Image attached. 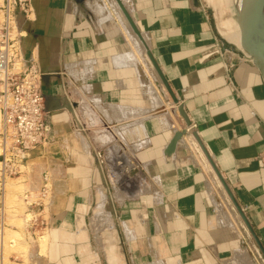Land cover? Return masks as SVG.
I'll use <instances>...</instances> for the list:
<instances>
[{"label":"crops","instance_id":"crops-1","mask_svg":"<svg viewBox=\"0 0 264 264\" xmlns=\"http://www.w3.org/2000/svg\"><path fill=\"white\" fill-rule=\"evenodd\" d=\"M90 1L29 0L26 16L16 14L24 54L43 72L51 125L23 172L38 183L48 171L64 186L47 204L39 264H231L235 252L247 256V244L256 250L230 201L217 202L234 228L218 217L215 174L184 143L193 133L264 248V84L238 30L222 33L208 0H120L192 126L167 156L174 134L188 127L161 91L167 114L153 115L151 90L145 97L135 67L122 62L128 46L120 30L99 23ZM129 115L144 131L131 145L142 181L126 201L109 200L94 228L108 197L94 153L118 139L117 120Z\"/></svg>","mask_w":264,"mask_h":264},{"label":"rangeland","instance_id":"rangeland-1","mask_svg":"<svg viewBox=\"0 0 264 264\" xmlns=\"http://www.w3.org/2000/svg\"><path fill=\"white\" fill-rule=\"evenodd\" d=\"M110 1H111V3H110ZM208 1H210L212 3L211 5H212L213 8L210 10V12L213 15L215 14V18H216V22H217L218 29L222 33L223 32H227V31H230V30H238V25H237L236 21L233 20V19H231L232 15H234V11H232V10L229 9L230 8V1L231 0H226V7L229 9V11H228L229 13L226 12V11H225L226 13H223V12H220L219 11V9H218V2L220 0H208ZM112 3H113L112 0H93V2L91 4H92L93 12H95L96 16L98 15L96 12H98V13H102L101 14L102 17H103V15H104V17H106V15H105L104 12H102V11L99 12L98 10H104L108 14L107 15V18H105V19L104 18H100V19H104L105 21L98 20L99 23L102 22L103 24H106L107 23V24H114L115 26H117V28L121 32V36L124 38V41L127 42L126 44L128 46V48H127V51L128 52H126L123 57H125V56L127 57L126 54L128 53L127 60L129 62L124 58V61H123L124 64L126 62L128 63V64L126 63V65H131L132 66L134 64L135 71H136V74H137L139 80L148 81L150 79V82L148 81L149 86H147V88H149L151 91L154 90L153 93L152 92L151 93H152V97L156 96V97H154L155 100L158 97V99L156 101H159V100L162 101V98L159 99V97H161L160 91L163 92V94L166 93L168 95V93L166 92L165 88L161 84L160 79L159 78L157 79V76H154V75H157V73L155 72L154 68H152L153 66H152L151 62H149L150 60L148 59V57L146 55V50H145L144 46L141 44V42L139 40L138 41L136 40V39H138V38H135L137 36L131 30H129L128 27H126V26L124 27V23L122 22V17H121V20H120L119 17H117L118 12L116 13V10L114 9V5H112ZM101 5H103L102 6L103 8L105 6V9L106 10L103 9V8L101 9ZM98 16L100 17V14ZM99 17L97 19H99ZM106 19L108 21H110V23H108V21ZM109 19H112V22ZM114 19L115 20L118 19L119 22L118 21H114ZM123 27L125 28V30L127 32L125 31V33H124L123 31H121L123 29ZM125 35L127 36V38H126ZM133 36H134V39L131 40V38H133ZM128 38H130V39L128 40ZM129 41H131V42H129ZM134 41L136 43H134ZM131 44H135V45L132 46ZM238 44L240 45L239 38H238ZM136 45H138L137 46L138 49H140V47L142 46L141 47V50H138L136 48ZM143 48H144L145 51L143 50ZM136 49L139 52H137ZM129 51H130V53H129ZM130 54H131V56H130ZM129 56H130V59H129ZM131 57H133V59L134 58L135 59L133 60ZM145 58H146V60H145ZM137 59L139 60V62H138ZM141 60L143 62L145 60L144 64H143V62ZM129 63H131V64H129ZM139 63L143 64V67L144 68L141 67L142 65L139 64ZM149 65H150V67H148ZM144 69H146V70H144ZM150 70L151 71L153 70V71L151 72ZM145 71L147 73L148 72L149 73L151 72V73L150 74L148 73V75H147V73ZM143 74L144 75L146 74L150 78L147 77V76H144ZM142 77L144 79H142ZM145 77H147L149 79H145ZM142 85L144 86V84H142ZM77 88H78V86H75L74 87V89H77ZM161 104H164L165 107H167L166 104L162 101L159 104L161 107L158 106V108H159V110L161 112L158 111L157 114L155 112L153 115L160 116V117L166 116L165 114H167V113H165V112L162 113V109H160V108H163V109H166V108L164 107V105L162 107ZM170 105H172V103H170ZM158 108L156 107L155 109H158ZM126 118L127 117L118 118V121H117L118 129L121 131V132H119L118 137H117V134H116V128H115L116 126L113 124V127H111V129L113 130V133H114V137L115 138L117 137L118 139L116 141L113 140V141L109 142L108 144H110V145L106 146L102 150L99 149V150H97L94 153V156H96L97 152H100L102 158L105 159L104 164L99 165L97 163V165L99 167L101 166L102 172L106 175V180H107V182L105 184L106 185V193H107L108 198L110 200V204L112 202L115 205L116 204L119 205L120 202L126 201L127 198L129 199V197L131 195H133L138 190V187H140V183L142 181V171H141V167L138 164V161H137V159L135 157V153H136L135 150L136 149H135V147H132L131 148V145L134 144V139H135L134 136H136V134H137V128H138L137 127V124L134 123V121L136 120V115H135V117H133V120H131L132 119L131 118V115H129V118L130 119L127 118L130 121V124L129 125H124L125 123H127ZM141 118L142 117H139L137 119L138 120H141ZM120 124H123L124 126L123 125L121 126ZM121 137H122V139H121ZM106 141L108 142V140H104L105 143H106ZM180 141L182 142V140H180ZM190 141H191V143H190ZM184 143L189 148L193 149L196 153L198 152L201 161L203 159L204 162H205V165L204 166H207L208 169H210L209 166H208V163L206 161V158H205L204 154L202 153V151H201L200 147L198 146V144H196L195 140L191 136H188L187 138H185ZM112 147L113 148L114 147L117 148V152L114 151L116 155L115 156H112V158H114V162L115 163H117L118 161L122 160V156L124 155V157L128 158L130 164L129 165H125V166L124 165H117L114 168L109 169V165L110 166H114V164L111 165L109 163V162H112V159H110V161H109V157L111 156L109 149L112 148ZM94 158L95 157H93V159ZM95 160H96V158H95ZM124 171H126V172H124ZM46 173H48V171H44L43 173L38 174V176H39V179L38 180H40V177L42 179V177ZM213 178H214V182H213V184H210V192H211L212 202L214 203V206L216 204L215 208H216V212L218 214V217L222 220L221 222H223V224H225V225H232L230 223L229 219H228V215L225 213L224 207L221 205V204H227L226 201L227 200L229 201V199H228L226 193L224 192V190L222 189V186H221L220 182L218 181L217 177L213 176ZM49 180H50L49 181V185H48V191L49 192H48V195H47V199H45L43 201H39L38 200V193H39V191L41 189L42 182H38L37 183V181H34V179H32V178L31 179H29L28 177L26 178V173H24V172H21L20 174H18V176L12 177V178H10L7 181L5 179V181L3 182V184H0V187L2 188V189L0 188V210L2 212V213L0 212V231H1V229H7L5 231H8V233L7 232H5V233L3 232L2 233L3 236H5L4 237V240L2 239L4 241V244L2 245L3 248L0 247L1 248L0 249V253H1L0 254V259L2 257L1 255H3V257H4V258H2V261H3L2 264H39V260H37V258L46 255V244L48 243V231H43V230H41V228L42 227H45V224H42V223H45V219H47V213H48V210H49L47 208V204H48V201H49V198H50L51 194H53L55 192L56 193L63 192V190H64V186H63L62 183H60V184H54V183H52V178H50ZM9 181H10V183L12 182L15 186H18L16 188L17 190L15 189V187H11V184L12 183L9 184ZM6 185H7V187H6ZM113 185H115V186H113ZM49 186L52 187V188H50ZM214 186H218V187L216 188ZM214 188L217 189L216 190L217 191V193H216L217 194L216 195L217 198H215L214 195H213V193H212ZM116 190H117V192H116ZM26 195H28V198L27 199L25 198ZM2 197L3 198L5 197L3 199L5 203L2 204V208H1V198ZM7 198H9V199H7ZM23 199L24 200H27V201H23ZM217 201H219V202L221 201V204L218 203ZM25 202L26 203L27 202H30V203H35V204H39L40 203V204L37 205V206L32 205L28 209L27 207H25L26 206L24 204ZM3 205L5 207H3ZM25 208H27V210ZM219 213H220V215H219ZM23 214H30L29 219H31V220H29V222L27 221V223H26L25 222V219H24L25 216ZM93 221L94 220H92L93 227L95 228V225H94V222ZM231 227L234 228L233 225ZM12 231L16 232V235L17 236L12 235L11 234ZM246 232H247V230H246ZM235 233H237V231ZM0 236H1V234H0ZM10 237H11V239H10ZM13 237H15V238H13ZM42 237H45L44 238L45 240L42 239ZM14 239H15V241H14ZM16 239H17V241H16ZM41 244H43V245H41ZM245 247H246L245 252H247L248 250L250 251V252H247V256L244 255V254H242L245 257V259H246V261H244L245 263H247V264H264V260H263L262 256L260 255L258 249H256V252L258 253V255L261 258L258 257V255L255 252V249L250 244H247ZM234 255L235 256H233V259L234 258L240 259V257L242 259V255L238 251L235 252ZM244 257H243V260H245ZM233 259L231 261V264H235L238 261V260L236 261L235 259L234 260ZM241 259H240V261L237 262V264L239 262H240V264L241 263L245 264L244 262H241Z\"/></svg>","mask_w":264,"mask_h":264},{"label":"built area","instance_id":"built-area-1","mask_svg":"<svg viewBox=\"0 0 264 264\" xmlns=\"http://www.w3.org/2000/svg\"><path fill=\"white\" fill-rule=\"evenodd\" d=\"M28 12L29 0H1L0 184L6 178L18 176L30 154L40 148L51 134L50 111L42 89L43 72L25 56L21 43L25 31L18 30L16 14L26 16ZM191 129L190 125L186 133ZM95 158L99 165L104 164L105 159L100 152ZM43 179L39 201L45 200L49 192L46 174ZM39 204L29 202L27 208Z\"/></svg>","mask_w":264,"mask_h":264},{"label":"water","instance_id":"water-1","mask_svg":"<svg viewBox=\"0 0 264 264\" xmlns=\"http://www.w3.org/2000/svg\"><path fill=\"white\" fill-rule=\"evenodd\" d=\"M77 3H83L86 0H74ZM118 6L120 7L124 17L126 18L128 24L130 25L133 32L141 38V34L139 30L137 29L136 25L132 21L129 14L126 12L124 7L122 6L121 2L119 0H116ZM236 21L239 27V33H240V47L241 51L248 56L253 66L257 69L259 72L261 79L264 84V0H239V8L236 10L235 13ZM147 56L153 65L154 69L158 73L160 80L162 81V84L164 85L166 91L170 95V98L172 101L178 105V113L179 116L184 121L185 125L188 127L190 124L188 120L186 119L183 111L182 106L178 104V101L174 97L173 93L171 92L165 78L162 75V72L160 68L158 67V64L156 63L154 57L150 53V51L147 52ZM48 110L50 111V108L48 106V103L46 104ZM186 135V131L182 130L179 132H176L169 142L168 146L166 147L165 154L171 155L178 143V141ZM193 138L195 139L196 143L200 147L201 151L203 152L204 156L206 157L209 165L211 166L212 170L214 171L215 175L217 176L222 188L224 189L226 195L228 196L230 203L232 204L234 210L240 217L243 225L245 226L248 234L252 238L256 248L258 249L259 253L261 254L263 260H264V248L261 245L260 241L258 240L256 234L254 233L251 225L249 224L247 218L245 217L242 209L237 204L236 200L234 199L232 193L230 192L228 186L222 179L221 175L219 174L218 170L216 169L215 165L213 164L212 160L209 158L206 150L202 146L198 136L196 133L192 134Z\"/></svg>","mask_w":264,"mask_h":264},{"label":"bare ground","instance_id":"bare-ground-1","mask_svg":"<svg viewBox=\"0 0 264 264\" xmlns=\"http://www.w3.org/2000/svg\"><path fill=\"white\" fill-rule=\"evenodd\" d=\"M113 1V3H112V5H114V9L116 10V13L118 12V15H117V17H119L120 18V20H121V17H122V22L124 23V27L126 26V27H128V29L129 30H131L132 32H133V30L131 29V27H130V25L128 24V22H127V20H126V18L124 17V15H123V13H122V11H121V9H120V7L118 6V4H117V2H116V0H112ZM120 1V0H119ZM93 2V0H91L90 2H88V3H86V8L89 10V7H88V5H90L91 3ZM121 2V1H120ZM110 3H111V1H110ZM0 4H1V0H0ZM105 4V3H104ZM122 4V3H121ZM103 5H101V9L103 8L102 7ZM111 6V5H110ZM122 6L124 7V9L126 10V12L129 14V7L127 6V4L125 3L124 5L122 4ZM113 7V6H112ZM239 8V0H231L230 1V10H232V11H234V17H235V13H236V10ZM103 9H105V6H104V8ZM218 9H219V11L220 12H223V13H226V12H228L229 11V9L226 7V0H220L219 2H218ZM228 9V10H227ZM98 10V9H97ZM106 10V9H105ZM114 10V11H115ZM90 11V10H89ZM99 12L100 11H102V12H104L105 13V15H106V17H104V15H103V17L101 16V14L102 13H98V12H96L98 15L100 14V17H99V19L98 20H103V21H105L104 19L105 18H107V13L104 11V10H98ZM226 11V12H225ZM229 13V12H228ZM110 15V14H109ZM120 15V16H119ZM96 16V17H97ZM116 16V15H115ZM130 16V15H129ZM97 17V18H98ZM116 17V18H117ZM100 18H104V19H100ZM110 18V17H109ZM112 18V17H111ZM113 19V18H112ZM112 19H109V20H111V22H112ZM107 20V19H106ZM108 21V20H107ZM114 21H118L119 22V20L118 19H114ZM235 21H236V17H235ZM121 22V23H122ZM102 23V22H101ZM106 23V22H105ZM108 23H110V21H108ZM122 23V24H123ZM236 23H237V21H236ZM103 24V23H102ZM107 24V23H106ZM121 24V25H122ZM126 24V25H125ZM114 25V24H113ZM117 25V24H116ZM238 25V24H237ZM117 27V26H116ZM123 27V29L121 30V31H123L124 33H125V28ZM122 28V27H121ZM127 29V28H126ZM127 29V30H128ZM122 32V33H123ZM127 32V31H126ZM238 32H239V27H238ZM121 33V32H120ZM134 33V32H133ZM132 33V34H133ZM135 34V33H134ZM141 34V33H140ZM124 35V34H123ZM127 35V34H126ZM125 35V36H126ZM136 35V34H135ZM132 36V35H131ZM130 36V37H131ZM137 36V35H136ZM129 37V36H128ZM123 38V37H122ZM126 38H127V36H126ZM135 38H138V39H136L137 41L139 40L140 42H141V44L144 46V48H145V50H146V55H147V52L149 51V50H147L148 49V46H147V44H146V41H145V39L141 36V38H139L138 36L137 37H135ZM130 38H128V40H129ZM132 39H134V36H133V38H131V40ZM123 40H124V38H123ZM126 40V39H125ZM127 41V40H126ZM125 42V41H124ZM129 42H131V41H129ZM239 42H240V33H239ZM125 43H127V42H125ZM134 43H136L135 41H134ZM140 44V43H139ZM132 46L133 45H135V44H131ZM138 45H136V48L138 49V47H137ZM142 47V46H141ZM141 47H140V49H138V50H141ZM144 48H143V50H144ZM137 49H136V51H137ZM144 50V51H145ZM242 50V49H241ZM131 51V50H130ZM130 51H129V53H130ZM132 52V51H131ZM137 52H139V51H137ZM133 53V52H132ZM123 55V54H122ZM125 55V54H124ZM123 55V56H124ZM127 55V57L125 56V57H123V61H124V58L127 60V58H128V53L126 54ZM134 55V54H133ZM132 55V56H133ZM130 56H131V54H130ZM130 56H129V59H130ZM143 56V55H142ZM246 57H247V59L248 60H250L249 58H248V56L247 55H245ZM134 57V56H133ZM133 57H131L132 59H133ZM148 57V56H147ZM144 58V57H143ZM135 59V58H134ZM133 59V60H134ZM149 59V58H148ZM125 60V61H126ZM138 60V59H137ZM143 60V59H142ZM141 60V61H142ZM145 60H146V58H145ZM145 60H144V62H145ZM122 61V62H123ZM128 61V60H127ZM140 61V62H141ZM149 61V60H148ZM129 62V61H128ZM136 62V61H135ZM138 62H139V60H138ZM143 62V61H142ZM144 62H143V64H144ZM150 62V61H149ZM127 63V62H126ZM125 63V64H126ZM132 63V62H131ZM131 63H129V64H131ZM137 63V62H136ZM128 64V63H127ZM139 64H141V63H139ZM143 64H141L142 66L141 67H143ZM150 64V63H149ZM151 65V64H150ZM150 65L148 66V67H150ZM132 66H134V64L132 65ZM153 66V65H152ZM146 67V66H145ZM144 68V67H143ZM152 68H154V67H152ZM142 69V68H141ZM143 70V69H142ZM141 70V71H142ZM144 70H146V69H144ZM148 70V69H147ZM155 70V69H154ZM151 71V70H150ZM153 71V70H152ZM151 71V72H152ZM146 72V71H145ZM150 72V73H151ZM155 72H156V70H155ZM141 73V72H140ZM147 73V72H146ZM149 73V72H148ZM148 73H147V75H148ZM149 73V74H150ZM157 73V72H156ZM144 75V74H143ZM146 74L144 75V76H147ZM151 76V75H150ZM154 76H157V79L159 78L160 79V77H159V75H158V73H157V75H154ZM147 77H149V76H147ZM147 77H145V79H149V78H147ZM152 77V76H151ZM153 78V77H152ZM141 79V78H140ZM142 79H144L143 77H142ZM155 79V78H154ZM149 82H150V79L148 80ZM148 81H145V80H141V83L142 84H144V88H143V93H144V95H145V97L146 96H148V94H147V91L149 90V88H147V86H149V84H148ZM155 81V80H154ZM160 82H161V84H162V81L160 80ZM158 84V83H157ZM141 85V84H140ZM163 85V84H162ZM163 87H164V85H163ZM165 88V87H164ZM158 89V88H157ZM166 90V89H165ZM154 91V90H153ZM153 91H151L152 93H153ZM167 92V91H166ZM152 93H151V95L150 96H148L151 100V103H152V105L153 106H155V108L157 107L158 108V106H160L159 104L162 102L161 100H159V101H156L157 99H158V97H157V99L155 100V98L154 97H156V96H154V97H152ZM157 93V92H156ZM159 93V92H158ZM168 93V92H167ZM169 95V94H168ZM158 96V95H157ZM169 97H170V95H169ZM160 98H162V97H159V99ZM171 99V98H170ZM171 101H172V99H171ZM160 102V103H159ZM173 102V101H172ZM174 103V102H173ZM175 104V103H174ZM179 104V103H178ZM162 105V107H163V105L164 104H161ZM175 105H177V104H175ZM161 107V106H160ZM164 107H165V105H164ZM177 108H178V105H177ZM159 109V108H158ZM161 109V108H160ZM177 110V109H176ZM160 111V110H159ZM87 112H89V111H87ZM161 112V111H160ZM177 112H178V110H177ZM60 113V112H59ZM58 113V114H59ZM157 113V112H156ZM159 114V113H158ZM179 114V113H178ZM68 119V118H67ZM118 121V120H117ZM137 124V134H136V136H134L135 137V139H134V141H138L139 142V140H140V138H144V131H143V129H142V125L138 122V123H136ZM121 126L123 125V124H120ZM119 125V126H120ZM124 125H127L126 123L124 124ZM123 125V126H124ZM0 126H1V116H0ZM188 128H189V126H188ZM127 133V132H126ZM135 133V132H134ZM188 134V133H187ZM191 134V133H190ZM121 136V135H120ZM121 139H122V137H121ZM133 139V138H132ZM189 140V139H188ZM141 142V141H140ZM190 143H191V141H190ZM192 147V146H191ZM109 148V147H108ZM110 150V157H109V161H110V159H112V162H109L111 165L112 164H114V166H110L109 165V169H112V168H114L115 166H117V165H129L130 163H129V160H128V158H126V157H124V155L122 156V160H120V161H118L117 163H115L114 162V158H112V156H115L116 154H115V152H117V148H110L109 149ZM115 151V152H114ZM0 153H1V150H0ZM203 153V152H202ZM197 154H198V152H197ZM198 156H199V154H198ZM206 158V157H205ZM120 159V158H119ZM207 160V159H206ZM208 162V161H207ZM129 167V166H128ZM131 167V166H130ZM211 167V166H210ZM125 168V167H124ZM122 169V168H121ZM212 169V168H211ZM20 173L21 172H23L24 171V165L20 168ZM125 170V169H124ZM112 171V170H111ZM122 171V170H121ZM213 171V170H212ZM124 172H126V171H124ZM120 173V172H119ZM213 173H214V171H213ZM215 174V173H214ZM122 175V174H121ZM216 176V175H215ZM20 177V176H19ZM49 175H47V186L49 185ZM217 177V176H216ZM10 178H6V181L7 180H9ZM112 179V178H111ZM218 179V178H217ZM43 177H42V182H43ZM112 181V180H111ZM214 181V180H213ZM219 181V180H218ZM12 183V182H11ZM10 183V181H9V184H11ZM13 184V183H12ZM11 184V187H15V189L18 187V186H15L14 184L12 185ZM52 184V183H51ZM50 184V185H51ZM22 186V185H21ZM113 186H115V185H113ZM5 187V186H4ZM6 187H7V185H6ZM50 187V186H49ZM1 188V187H0ZM50 188H52V187H50ZM2 189V188H1ZM5 189V188H4ZM223 189V188H222ZM17 190V189H16ZM224 190V189H223ZM25 191V190H24ZM105 192V191H104ZM115 192V191H114ZM116 192H117V190H116ZM225 192V191H224ZM5 196V195H4ZM228 197V196H227ZM5 198V197H4ZM3 197L1 198V208H2V204H4L5 202H4V199ZM7 199H9V198H7ZM229 199V198H228ZM23 201H25L24 199H23ZM108 201H109V199H108V197L106 198V196L104 197H102V199H101V202H100V205L97 207V211H96V214L94 215V217L92 218V220H94L93 222H94V225H95V227H96V224H100L99 222H100V219H104V217H105V213H104V209L106 208V205H108ZM230 201V200H229ZM29 202H25L24 204L26 205L25 207H27V204H28ZM110 205V204H109ZM215 206H216V204H215ZM3 207H5L4 205H3ZM26 210H27V208H25ZM0 212H1V210H0ZM26 212V211H25ZM24 212V213H25ZM2 213V212H1ZM109 212H107V214H108ZM110 214V213H109ZM25 217H24V219H25V222L27 223V221L29 222V220H31V219H29V216H30V214H23ZM219 215H220V213H219ZM221 217V216H220ZM106 220V219H105ZM219 221V220H218ZM110 222H112V220L110 221ZM113 223V222H112ZM223 223V222H222ZM25 224V223H24ZM26 227V226H25ZM113 227V226H112ZM245 227V226H244ZM246 229V228H245ZM5 230H7V229H1V236H0V247L1 248H3V244H4V237L5 236H3V232L5 233V232H7L8 233V231H5ZM94 232H95V230H94ZM6 233V234H7ZM11 233V232H10ZM5 234V235H6ZM12 235H15V236H17L16 235V232H14V231H12V233H11ZM10 235V234H9ZM29 236V235H28ZM44 236V235H43ZM9 237V236H8ZM13 238H15V237H13ZM45 237H42V239H44ZM3 239V240H2ZM10 239H11V237H10ZM31 240V239H30ZM45 240V239H44ZM3 241V242H2ZM14 241H15V239H14ZM16 241H17V239H16ZM41 245H43V244H41ZM0 248V249H1ZM42 249V248H41ZM1 254V253H0ZM3 254V253H2ZM242 255V254H241ZM261 255V254H260ZM2 257H1V261H0V263L2 264L3 263V261H2V258H4L3 257V255H1ZM235 256V255H234ZM238 256V255H237ZM243 255H242V259H241V257H240V259H241V262H244V261H246V259H245V257H244V259L245 260H243ZM236 261L238 260V261H240V259H236V258H234ZM233 259V260H234ZM237 261V262H238ZM237 262L235 263V264H237ZM245 263V262H244ZM238 264H240V262L238 263ZM241 264H243V263H241ZM245 264H247V263H245Z\"/></svg>","mask_w":264,"mask_h":264}]
</instances>
